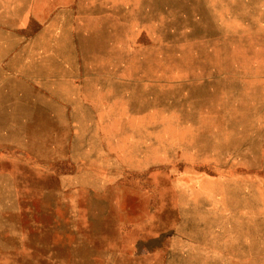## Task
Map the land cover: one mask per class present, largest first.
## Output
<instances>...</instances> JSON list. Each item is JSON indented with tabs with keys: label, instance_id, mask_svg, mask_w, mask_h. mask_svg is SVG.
Instances as JSON below:
<instances>
[{
	"label": "rangeland",
	"instance_id": "obj_1",
	"mask_svg": "<svg viewBox=\"0 0 264 264\" xmlns=\"http://www.w3.org/2000/svg\"><path fill=\"white\" fill-rule=\"evenodd\" d=\"M110 1L0 33V264H264V0Z\"/></svg>",
	"mask_w": 264,
	"mask_h": 264
},
{
	"label": "crops",
	"instance_id": "obj_2",
	"mask_svg": "<svg viewBox=\"0 0 264 264\" xmlns=\"http://www.w3.org/2000/svg\"><path fill=\"white\" fill-rule=\"evenodd\" d=\"M113 13L114 8L109 0H0V33L14 37L20 43V46L15 47L19 48H42V44H38L42 37L49 39L50 47L58 45L59 40L63 38L74 42L71 46L75 47L80 34L100 30L89 28L90 21L94 20L98 23L105 19L106 23L110 20V25H114ZM106 30L102 28V31ZM10 59L24 61L21 63L27 64L25 62H30L33 58L29 56L11 57L4 61L3 65H7ZM61 79L78 80V78L71 77H61ZM161 246L162 244H158V247L143 251L142 254H134L133 257H139L135 264H147L148 256L154 257L152 264H162L160 260L157 262V257L162 258L163 256H169L171 262L180 259L182 262L180 264H186L189 258L195 257V250L192 246L180 248L176 245L168 252H164Z\"/></svg>",
	"mask_w": 264,
	"mask_h": 264
}]
</instances>
